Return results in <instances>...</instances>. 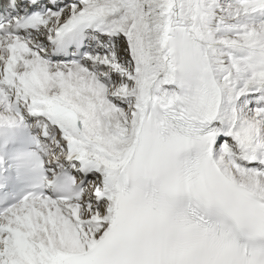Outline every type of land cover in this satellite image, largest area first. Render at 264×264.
Masks as SVG:
<instances>
[{
  "label": "snow or ice",
  "instance_id": "6c2138e0",
  "mask_svg": "<svg viewBox=\"0 0 264 264\" xmlns=\"http://www.w3.org/2000/svg\"><path fill=\"white\" fill-rule=\"evenodd\" d=\"M0 264H264V0H0Z\"/></svg>",
  "mask_w": 264,
  "mask_h": 264
}]
</instances>
